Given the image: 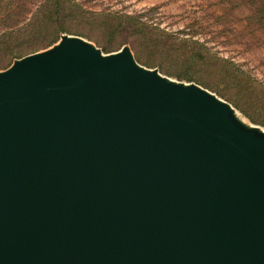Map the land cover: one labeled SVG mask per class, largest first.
<instances>
[{"label":"water","instance_id":"95a60500","mask_svg":"<svg viewBox=\"0 0 264 264\" xmlns=\"http://www.w3.org/2000/svg\"><path fill=\"white\" fill-rule=\"evenodd\" d=\"M0 264H264V134L65 36L0 72Z\"/></svg>","mask_w":264,"mask_h":264},{"label":"rangeland","instance_id":"374dc122","mask_svg":"<svg viewBox=\"0 0 264 264\" xmlns=\"http://www.w3.org/2000/svg\"><path fill=\"white\" fill-rule=\"evenodd\" d=\"M46 7L62 9L64 18L16 46L15 56L0 57V72L65 36L105 55L129 48L142 67L207 90L264 134V0H0V34L40 22L36 14Z\"/></svg>","mask_w":264,"mask_h":264},{"label":"trees","instance_id":"16d2710c","mask_svg":"<svg viewBox=\"0 0 264 264\" xmlns=\"http://www.w3.org/2000/svg\"><path fill=\"white\" fill-rule=\"evenodd\" d=\"M59 7V5H56ZM46 7L37 12V15L41 17V21L32 20L30 23H27L22 26H13L5 31H2L0 34V57L1 62L3 58L7 56H15L16 46H19L23 42H33L41 37V34L44 29H48L54 26L56 21H59L61 18H64V11L58 8ZM43 13V14H41ZM1 64V63H0Z\"/></svg>","mask_w":264,"mask_h":264}]
</instances>
